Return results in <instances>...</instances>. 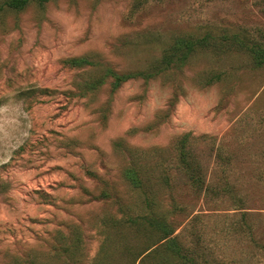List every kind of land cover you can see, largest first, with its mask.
Listing matches in <instances>:
<instances>
[{
    "label": "rangeland",
    "instance_id": "1",
    "mask_svg": "<svg viewBox=\"0 0 264 264\" xmlns=\"http://www.w3.org/2000/svg\"><path fill=\"white\" fill-rule=\"evenodd\" d=\"M135 5L0 9V264H264V65L208 46L117 87L107 73L147 72L181 36L264 44V0ZM187 133L207 192L182 168Z\"/></svg>",
    "mask_w": 264,
    "mask_h": 264
},
{
    "label": "trees",
    "instance_id": "2",
    "mask_svg": "<svg viewBox=\"0 0 264 264\" xmlns=\"http://www.w3.org/2000/svg\"><path fill=\"white\" fill-rule=\"evenodd\" d=\"M34 1L39 2L40 4H44L47 0H7L4 4L0 5V9H3L5 6H7L8 9L22 10ZM146 1L148 0H136L135 6L139 7L142 2ZM260 42L261 41L257 39H252L251 37L244 40L237 34L225 35L221 38H216L212 35L205 37L181 36L174 43L164 48L161 58L158 59L156 62L152 63L153 65L149 68L147 72L121 75L113 69H108L107 73L114 78V83L117 87L118 85L122 84L123 82L129 80L130 78L136 75H142L147 78L153 75H157L163 72L164 70H169L172 66H177L181 63L186 62L189 56L194 51L207 48L208 46L217 51L224 50L225 48H228L230 50L245 49L256 60L257 66H263L264 44ZM70 63L76 66L81 63H84V60L73 59L70 60ZM191 135V133L184 134L177 142V148L180 151H178V153H180V160L182 162L181 165L182 168L185 170L191 185L197 190L207 192L209 188L208 186H206V175L204 168L200 160L190 150ZM125 174L127 178L132 181V184L135 183V185L138 186L142 183V179L139 180L140 177L137 168L132 167L128 169ZM224 191L232 193L231 189L220 190V193H224ZM149 212L152 213L153 208H150ZM160 219H162V216L160 217ZM125 221L127 225L132 226V223L138 221V218H134L131 215H128ZM151 226L163 230L164 233L163 235H161L162 240H167V238H173L171 236L174 233V230L167 227L166 223L163 224L161 221H155L151 223ZM166 247L171 251L170 257L176 259H180L183 257L180 249L175 245H171V241L166 243Z\"/></svg>",
    "mask_w": 264,
    "mask_h": 264
}]
</instances>
